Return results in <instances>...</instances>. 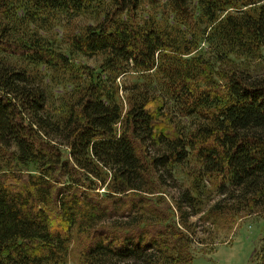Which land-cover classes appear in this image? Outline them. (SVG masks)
Returning a JSON list of instances; mask_svg holds the SVG:
<instances>
[{"label":"trees","instance_id":"obj_1","mask_svg":"<svg viewBox=\"0 0 264 264\" xmlns=\"http://www.w3.org/2000/svg\"><path fill=\"white\" fill-rule=\"evenodd\" d=\"M59 15L96 21L63 51L38 26ZM180 165L261 202L264 0H0V264H68L74 242L73 264H194L149 204Z\"/></svg>","mask_w":264,"mask_h":264},{"label":"rangeland","instance_id":"obj_2","mask_svg":"<svg viewBox=\"0 0 264 264\" xmlns=\"http://www.w3.org/2000/svg\"><path fill=\"white\" fill-rule=\"evenodd\" d=\"M67 20L64 15L38 20L42 31L40 33L63 51H66L64 32L75 31L96 21L91 15L80 16L70 24ZM73 59L93 68H97L101 61L100 57H85L80 54L74 55ZM119 81L120 78L117 79V82ZM65 88V85H60L52 87V90L62 93ZM186 169V165L174 168L176 187H167L166 190L155 193L164 199L149 204L164 216L174 212L177 228L186 235L184 247L191 255V261L194 264H264V195L257 206L251 205L253 201L249 200L233 203L236 201L229 198V194H223L221 189L208 179L199 181L194 189L192 176L186 173ZM185 188H188L196 199L191 205L183 206L188 215L187 226L182 227L178 223L174 206L175 198ZM229 191L230 189L226 193ZM128 203L120 205L119 209H126L129 215L131 210ZM153 225L159 226L154 223ZM72 249L68 264L76 261V242L72 244Z\"/></svg>","mask_w":264,"mask_h":264}]
</instances>
